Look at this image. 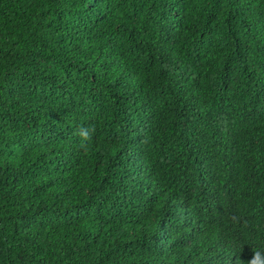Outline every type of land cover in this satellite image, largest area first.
<instances>
[{
    "label": "trees",
    "instance_id": "obj_1",
    "mask_svg": "<svg viewBox=\"0 0 264 264\" xmlns=\"http://www.w3.org/2000/svg\"><path fill=\"white\" fill-rule=\"evenodd\" d=\"M256 252L264 0H0V264Z\"/></svg>",
    "mask_w": 264,
    "mask_h": 264
},
{
    "label": "clouds",
    "instance_id": "obj_2",
    "mask_svg": "<svg viewBox=\"0 0 264 264\" xmlns=\"http://www.w3.org/2000/svg\"><path fill=\"white\" fill-rule=\"evenodd\" d=\"M95 131L96 129L92 125L86 128L82 127L77 130L76 135L80 139V146L82 148H87V145L92 140ZM248 264H264V256H262L260 252H256L249 260Z\"/></svg>",
    "mask_w": 264,
    "mask_h": 264
}]
</instances>
